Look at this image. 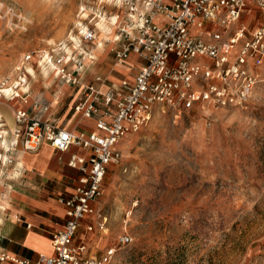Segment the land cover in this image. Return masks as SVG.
<instances>
[{"label": "rangeland", "instance_id": "1", "mask_svg": "<svg viewBox=\"0 0 264 264\" xmlns=\"http://www.w3.org/2000/svg\"><path fill=\"white\" fill-rule=\"evenodd\" d=\"M126 14L114 0H0V81L15 80L14 68L33 56L23 65L32 70L21 88L26 95L0 93V208L23 153L9 147L13 112L57 117L67 103L58 69L40 67L43 54L54 62L82 52L79 59L87 62L103 48L115 62ZM241 16L246 29L264 25L255 8ZM85 31L92 43L84 42ZM261 75L242 107H199L176 117L156 108L145 127L126 137L93 206L91 221L104 216L106 230L90 234L88 254L111 250V264H264V70ZM79 230L85 232L84 223ZM123 233L131 239L126 247L116 243Z\"/></svg>", "mask_w": 264, "mask_h": 264}, {"label": "built area", "instance_id": "2", "mask_svg": "<svg viewBox=\"0 0 264 264\" xmlns=\"http://www.w3.org/2000/svg\"><path fill=\"white\" fill-rule=\"evenodd\" d=\"M114 1L124 5L127 13V20L118 31L115 62L124 65L133 54L141 63L139 72L129 83L122 80L102 88V79L96 77L93 85L81 88L73 111L83 120H92L93 132L60 129L30 117L28 109L13 112L10 149L34 153L46 144L56 153L75 148L81 149L82 154H72L66 162L79 176L71 196L58 200L65 210V221L49 236L52 254L29 262L0 250V264H111L113 251L91 256L86 244H74V239L86 220V233L106 230L104 216H96L95 221L91 217L102 194L107 168L120 160L117 143L145 127L156 108H168L176 117L182 111L199 107L215 110L242 107L261 80L264 25L246 29L241 15L251 5L264 16V0ZM82 37L85 43H92L95 38L91 31H85ZM76 55L69 62L62 56L52 62L49 56V62L58 69L57 78L67 87L79 82L77 74L83 67L79 58L85 55L82 52ZM32 57V53L26 54L20 66L14 68L19 73L15 80L0 81L1 94L7 92L12 96L26 84L28 73L23 65ZM130 242L126 233L116 239L121 247Z\"/></svg>", "mask_w": 264, "mask_h": 264}, {"label": "crops", "instance_id": "3", "mask_svg": "<svg viewBox=\"0 0 264 264\" xmlns=\"http://www.w3.org/2000/svg\"><path fill=\"white\" fill-rule=\"evenodd\" d=\"M249 7L251 10L254 8L251 5ZM83 62V67L77 74L78 85L62 87L63 93L60 96L66 98V105H61L57 117L45 115L42 121L75 133L93 132L92 120H83L73 111L80 98L81 88L93 85L96 77L102 79V88L122 80L132 82L141 66L133 54L129 55L124 65H117L103 48L99 57L94 56L87 62L84 59ZM72 154L80 156L82 150L70 148L60 154L45 144L34 153L18 152L15 158V175L4 191L5 203L0 208L1 251L29 262L36 261L39 256L48 258L52 254L49 236L60 229L65 221V210L58 200L71 196L79 176L66 166ZM86 222L88 220L82 222L84 226ZM78 231L74 244L94 242L92 235Z\"/></svg>", "mask_w": 264, "mask_h": 264}, {"label": "bare ground", "instance_id": "4", "mask_svg": "<svg viewBox=\"0 0 264 264\" xmlns=\"http://www.w3.org/2000/svg\"><path fill=\"white\" fill-rule=\"evenodd\" d=\"M117 4H119V5H121V3H119V2H116ZM122 6V5H121ZM112 19V18H111ZM113 22H115V18H113ZM103 31V30H102ZM116 40V39H115ZM85 55V54H84ZM63 57V59H64V61L65 62H69L70 61V58H66L65 56H62ZM40 67L42 68V71L43 72H45V71H53V72H56V70H57V68L52 64V63H50L49 62V56H47V55H45V54H43V58H42V60H40ZM26 73H28V74H32V70L30 69V68H26ZM261 82H263V79H262V76H261V80L259 81V83H261ZM24 85V84H23ZM23 85H21L20 87H19V91L21 92V93H26V91L27 90H24V92H22L21 91V88H22V86ZM5 94H6V97H10V99H12V98H15L16 96L15 95H20V94H18L17 92H16V94H14V93H12V96L11 95H9L7 92H5ZM203 110V109H202ZM204 110H206V109H204ZM127 139H125V140H123V141H121V142H119V143H117V148H120V144L121 143H123V142H125Z\"/></svg>", "mask_w": 264, "mask_h": 264}]
</instances>
